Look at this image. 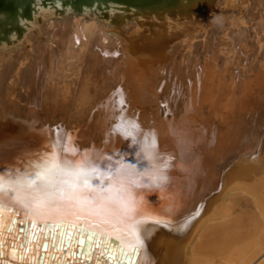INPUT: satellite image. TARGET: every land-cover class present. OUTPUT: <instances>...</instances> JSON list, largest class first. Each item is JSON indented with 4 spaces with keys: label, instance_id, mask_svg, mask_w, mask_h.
Listing matches in <instances>:
<instances>
[{
    "label": "bare ground",
    "instance_id": "1",
    "mask_svg": "<svg viewBox=\"0 0 264 264\" xmlns=\"http://www.w3.org/2000/svg\"><path fill=\"white\" fill-rule=\"evenodd\" d=\"M153 130L167 186L135 195L165 219L134 264H264V0H0V173L69 137L134 163ZM23 227L0 233V264H30ZM112 247L41 224L28 255L128 264Z\"/></svg>",
    "mask_w": 264,
    "mask_h": 264
},
{
    "label": "snow or ice",
    "instance_id": "2",
    "mask_svg": "<svg viewBox=\"0 0 264 264\" xmlns=\"http://www.w3.org/2000/svg\"><path fill=\"white\" fill-rule=\"evenodd\" d=\"M138 128V124H131V129ZM125 132L130 134V129ZM169 134L182 155L193 151L195 142L184 131L183 123L170 127ZM158 140L155 130L144 134L137 141V160L129 163L119 157L113 160L103 154L80 153L75 147H68L69 137L59 146L53 145L50 151L36 154L26 168L13 166L7 173H0V233L5 228L15 233L17 223L26 225L18 235V239H23L18 247L24 249L19 258L28 259L30 264H43L42 254L28 255L33 251L32 241L38 239L41 224L66 232L69 241L79 232L113 253L115 238L120 243V254L128 264H134V258L146 249L142 236L145 223L151 219L160 224L165 219L146 211L142 198L135 195L138 189L163 192L167 186L166 175L147 170L158 167L164 173L173 159L160 152ZM105 161L106 166H102ZM79 242L82 244L83 240ZM17 255L14 247L12 256L15 259Z\"/></svg>",
    "mask_w": 264,
    "mask_h": 264
},
{
    "label": "clouds",
    "instance_id": "3",
    "mask_svg": "<svg viewBox=\"0 0 264 264\" xmlns=\"http://www.w3.org/2000/svg\"><path fill=\"white\" fill-rule=\"evenodd\" d=\"M147 170L150 171V172H154L156 175H162V174H164V173H162L161 169L158 168V167L156 169L149 168Z\"/></svg>",
    "mask_w": 264,
    "mask_h": 264
},
{
    "label": "rangeland",
    "instance_id": "4",
    "mask_svg": "<svg viewBox=\"0 0 264 264\" xmlns=\"http://www.w3.org/2000/svg\"><path fill=\"white\" fill-rule=\"evenodd\" d=\"M186 4H188V3H186ZM189 6H190V4H189ZM150 7V6H149Z\"/></svg>",
    "mask_w": 264,
    "mask_h": 264
}]
</instances>
